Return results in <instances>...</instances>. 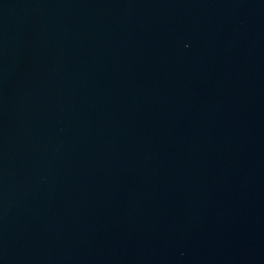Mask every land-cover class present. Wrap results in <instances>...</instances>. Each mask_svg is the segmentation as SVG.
<instances>
[{
	"label": "water",
	"instance_id": "1",
	"mask_svg": "<svg viewBox=\"0 0 264 264\" xmlns=\"http://www.w3.org/2000/svg\"><path fill=\"white\" fill-rule=\"evenodd\" d=\"M0 264H264V0H0Z\"/></svg>",
	"mask_w": 264,
	"mask_h": 264
}]
</instances>
